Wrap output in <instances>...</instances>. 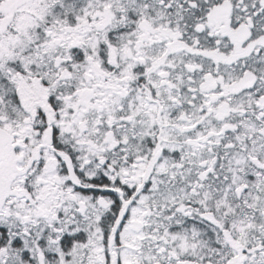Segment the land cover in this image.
Listing matches in <instances>:
<instances>
[{"label": "snow or ice", "instance_id": "6c2138e0", "mask_svg": "<svg viewBox=\"0 0 264 264\" xmlns=\"http://www.w3.org/2000/svg\"><path fill=\"white\" fill-rule=\"evenodd\" d=\"M0 264H264V0H0Z\"/></svg>", "mask_w": 264, "mask_h": 264}]
</instances>
